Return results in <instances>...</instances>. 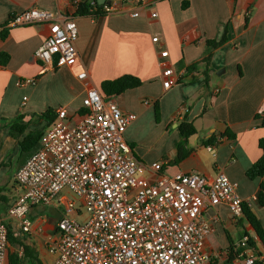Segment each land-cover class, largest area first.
Returning a JSON list of instances; mask_svg holds the SVG:
<instances>
[{"label":"crops","instance_id":"obj_1","mask_svg":"<svg viewBox=\"0 0 264 264\" xmlns=\"http://www.w3.org/2000/svg\"><path fill=\"white\" fill-rule=\"evenodd\" d=\"M107 1L103 6L118 11L96 18L74 15L78 31L75 65L42 72L34 53L48 34L47 25L7 27V23L14 14L30 8L66 14L67 2L0 0V32L6 30L0 38V53L9 56L0 66V217L20 196L15 173L38 145L22 151L20 143L29 133L43 135L50 128L38 118L48 109L64 108L69 121L78 120L84 83L77 75L84 71L99 90L102 82L124 75L141 81L138 88L114 97L123 113L136 116L124 140L138 162L161 163L163 176L194 173L209 181L222 171L237 184V194L249 202L264 232V208L256 199L264 176L253 180L245 176L261 157L258 143L264 139V128L255 119L256 114L264 115V0H144L142 9L157 13L151 20L130 16L138 6L136 0ZM182 2H187L185 8ZM225 26L226 44L209 50L206 42L220 39ZM153 37L158 38L155 44ZM162 49L181 74L167 91L162 89L158 62ZM208 54L206 84L203 76L187 73V68ZM27 79H35V85L20 84ZM18 115L23 116L26 129L15 138L4 121ZM181 122L191 123L196 134L186 140L178 159ZM209 145L212 151L206 148ZM64 194L71 198L67 191ZM61 213L60 205L32 207L30 234L8 220L5 264H51L56 256L47 245L57 241ZM204 218L213 227L205 241L210 254L229 248L252 229L245 220L233 222L225 204L209 209ZM256 246L262 249L264 244L257 241ZM215 264L225 263L221 259Z\"/></svg>","mask_w":264,"mask_h":264},{"label":"built area","instance_id":"obj_2","mask_svg":"<svg viewBox=\"0 0 264 264\" xmlns=\"http://www.w3.org/2000/svg\"><path fill=\"white\" fill-rule=\"evenodd\" d=\"M63 1L68 4L66 14L30 8L14 14L7 23V27L47 25L48 34L34 53L42 72L71 68L77 60L74 15L82 0ZM143 1L136 0L138 6L130 16L157 18L155 11L142 9ZM103 8L106 15L118 11ZM151 41L155 44L158 38ZM158 62L162 89L167 91L181 74L166 49L158 52ZM77 79L84 83L85 113L71 122L66 110L57 108L55 122L15 173L20 196L6 216L0 217V264L6 261L7 221H15L22 233L30 234V209L54 205H60L62 213L57 241L47 245L48 252L56 256L51 264H215L221 259L225 264L264 263V247L257 248L252 229L221 252L205 250V241L213 232L204 218L209 209L225 204L233 222L243 220V206L249 207V202L239 197L236 183L222 171L209 181L194 173L163 176L161 163L138 162L124 140L136 116L123 113L114 97H104L88 81L86 72ZM35 83V79L20 82ZM206 148L213 150L211 145ZM65 191L85 209V222L75 219L80 212Z\"/></svg>","mask_w":264,"mask_h":264},{"label":"trees","instance_id":"obj_3","mask_svg":"<svg viewBox=\"0 0 264 264\" xmlns=\"http://www.w3.org/2000/svg\"><path fill=\"white\" fill-rule=\"evenodd\" d=\"M187 5V2H182V8H185ZM104 6L99 5L97 3V0H91V2L88 1H81L79 8L77 9L75 15L76 16H90L92 18H96L99 16L106 15L104 12ZM227 34V26L223 28V33L218 40H212L206 42V47L213 51L220 47H222L227 42L226 38ZM6 35V30H3L0 32V38L3 39ZM9 60V56L5 53H0V66H4ZM209 62H210V54L208 56L204 57L199 62L191 65L187 68V73L190 74H198L200 76H203L205 79V83L207 84V71L209 68ZM202 67L201 71H198V69ZM196 76V75H195ZM141 85V81L133 76L130 75H124L114 80H108L104 81L100 85V91L104 97H115L123 94L127 90L138 88ZM155 110V117L156 121L158 120V108L155 104L154 106ZM85 113L84 110L79 111V115H83ZM39 119H42L47 123L48 127H51L56 119L55 112L51 109H48L44 113L38 116ZM255 119L259 121V126L264 128V115L263 114H256ZM7 125H9L8 130L10 132V135L12 137H19L21 136L25 129H26V123L23 121V116L18 115L16 116L12 121H4ZM178 130L181 136V141L177 146V157L178 159L183 156L181 153V149L183 145L185 144L186 140L194 136L196 134V130L194 126L191 123L187 122H181L178 126ZM226 135L229 137L230 135L226 133ZM42 136L41 133H29L27 134L23 142L20 143V149L22 151H27L30 148H32L40 139ZM214 140L210 139L208 142H213ZM259 149L262 151V155L259 158L258 161H256L245 173V176L250 179H256V178H262L264 176V139H261L258 143ZM257 202L258 204L264 208V184L260 185L259 193L257 195ZM243 220H245L250 227L252 228L255 236L257 237V240L264 244V232L256 219V217L253 215V213L249 210V207L244 205L243 206ZM250 246H253V243H250ZM264 264V263H263Z\"/></svg>","mask_w":264,"mask_h":264},{"label":"rangeland","instance_id":"obj_4","mask_svg":"<svg viewBox=\"0 0 264 264\" xmlns=\"http://www.w3.org/2000/svg\"><path fill=\"white\" fill-rule=\"evenodd\" d=\"M142 176H143V177H147V174H146V173H143ZM67 194H68L73 200L76 201V198H75V196H74L72 193L67 192ZM75 209H76V210H79V212H80V215H79V216H75V219H76L79 223H83V222H85V221L87 220V213H86V211H85L84 208H82V207L79 206L78 201H76V207H75Z\"/></svg>","mask_w":264,"mask_h":264},{"label":"water","instance_id":"obj_5","mask_svg":"<svg viewBox=\"0 0 264 264\" xmlns=\"http://www.w3.org/2000/svg\"><path fill=\"white\" fill-rule=\"evenodd\" d=\"M97 3L99 4V5H107V4H109V2L107 1V0H98L97 1Z\"/></svg>","mask_w":264,"mask_h":264}]
</instances>
